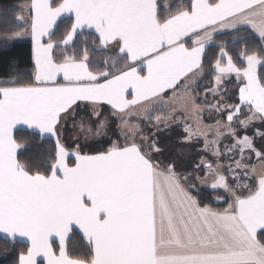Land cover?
I'll return each instance as SVG.
<instances>
[{
    "label": "snow or ice",
    "instance_id": "6c2138e0",
    "mask_svg": "<svg viewBox=\"0 0 264 264\" xmlns=\"http://www.w3.org/2000/svg\"><path fill=\"white\" fill-rule=\"evenodd\" d=\"M26 10L27 26L17 16L21 31L7 39L30 35L32 72L26 82L0 80V234L9 243L26 238L18 264H264V0H181L174 8L167 0H30ZM224 29L250 31L260 46L236 58L220 47L197 103L189 93L199 94L206 49ZM85 32L91 51L87 39L77 46ZM233 76L235 103L222 88ZM169 91L197 118L205 110L223 117L203 132L184 127L182 145L203 135L215 162L202 156L181 173L178 157L160 159L158 133L176 123ZM104 105L120 137L90 153L80 138L107 126ZM141 105L151 131L128 119ZM81 112L87 122L76 120ZM70 121L78 131L68 144ZM18 126L54 141L42 168L18 158ZM200 185L226 207L202 204ZM73 234L85 252L70 250Z\"/></svg>",
    "mask_w": 264,
    "mask_h": 264
},
{
    "label": "trees",
    "instance_id": "16d2710c",
    "mask_svg": "<svg viewBox=\"0 0 264 264\" xmlns=\"http://www.w3.org/2000/svg\"><path fill=\"white\" fill-rule=\"evenodd\" d=\"M168 1H170L169 5L172 8L181 2V0ZM29 2L30 0H0V14H2L3 18L8 21L7 24H0V80L15 78L20 79L21 82H26L28 76L32 72L33 60L31 43L28 41L18 42L15 41V39H7L13 33L21 31V28L16 25V17L19 15L20 7ZM184 2H186V0H184ZM64 29L65 24L62 23L57 32V38H59ZM241 37H246V39H241ZM86 39L89 42L91 51L92 46L90 41L92 37L89 36L88 32H85L84 36L78 38L77 46H82ZM5 41L7 42L5 43ZM212 43L216 46L206 49L204 58V75L196 85L197 93H199L198 96L203 93L202 89L205 85L211 86L212 75L209 72V68L219 54L220 47H225L229 54L236 58L241 49L247 47L249 51H252L257 50L260 46L258 37L244 29H241L239 32L232 30L216 34L213 37ZM92 55L96 60H101L102 57L107 58L108 56H115L112 52H92ZM258 71H261V69L258 68ZM226 82L224 89L227 91L225 92V95L231 98L230 101H234L232 103H235L237 102V82L234 79H230ZM102 110L105 116L108 117L107 126L105 127V136L103 138L92 140L89 143L82 144L85 146L84 150L90 153L102 147H106L110 141L116 140L120 137V131L118 128L119 120L110 116L108 108L102 107ZM157 113L158 111L154 114ZM81 116H87V114L81 112V115L77 116L76 119ZM140 122L143 124L145 123L143 119H141ZM70 123L71 121L69 124ZM69 124L64 133L65 142L68 144L71 143L68 139V136H70L68 128ZM14 135L16 136L18 143L25 145V147L20 150L18 158L22 162H30L35 168H42L45 161L49 158L47 153L54 149V141L41 140V138L34 135L32 131L24 129L14 131ZM160 146L165 149V141L163 144H160ZM197 191L200 193L197 198L202 201V204H208L210 207L216 209L224 208L226 206L223 203L215 202L214 198L217 193L213 192L211 189L198 188ZM193 195H197V192H194ZM85 245L86 242L83 241L79 235L73 234L72 241L69 245L70 250L76 248L80 253H83L86 251ZM27 247L28 245L24 242L16 240L9 243L7 240L0 237V264H18L19 255L26 251Z\"/></svg>",
    "mask_w": 264,
    "mask_h": 264
},
{
    "label": "rangeland",
    "instance_id": "374dc122",
    "mask_svg": "<svg viewBox=\"0 0 264 264\" xmlns=\"http://www.w3.org/2000/svg\"><path fill=\"white\" fill-rule=\"evenodd\" d=\"M168 3H170V1L167 0ZM24 10H26V5L21 6L20 8V15L19 16H23L24 17V24L25 26H27L28 24V16H26ZM30 37V35L28 36H23L20 39H15V40H28V38ZM115 54V53H114ZM115 57V56H114ZM113 57V58H114ZM225 82L222 85V88L224 89V87L226 86ZM192 95L189 93V97H191ZM169 97H171L169 99ZM168 98H165V103L169 108V111H171L172 107H175L176 109V113H175V120L176 123H173L169 129L165 130L162 134L158 133L159 139H160V144H163L165 141V150L164 149V153L165 156L160 157V159L164 160L165 157H167L168 159H174V158H179L180 160H182L184 163L183 165L179 166L177 168L178 172L181 173H188L192 170V166L195 163H199L200 161V157H204L206 160H212L213 162H215V157H213L210 152L205 150L204 147V137L203 135H198L193 137V139L191 140L190 143L186 144V145H182V139L183 136L186 135L184 133V127L186 124H191L193 126V128L195 129L197 125L200 126V131H206L207 128L209 126H214L216 120H222L223 117H221L220 115L214 113V112H209L207 110L203 111L200 114V117L197 118V116L191 111V108L189 106V108L186 110L185 109V97L180 96L179 98H177L176 96H173L172 94L169 96ZM226 98H228V96H225ZM200 98L202 99V101L204 100V97L200 96ZM199 98V99H200ZM208 101L209 102H213V97L209 96L208 97ZM230 102H234L233 100H231ZM142 107L138 108L136 111H134L133 115L131 117H128L130 123H135V124H139L142 128H144L146 131H151L152 130V126L150 124H147L146 122L143 124L140 122L141 119H143V113H142ZM158 111V113L156 115L160 114L159 110H156V112ZM155 112V113H156ZM85 118V122H87V116H83ZM81 119V117L77 118L76 120L79 121ZM120 124V121L118 123V125ZM256 127H259V122H256ZM69 135L68 139L70 142H72V138L76 135L78 129H74L72 127V123L69 124ZM119 131L121 132L120 127ZM93 130L94 132L96 131V126L93 125ZM264 130V129H262ZM255 131V127L251 129V132L247 131L248 135H253ZM101 134L100 135H90L87 137V139H85L83 136H81L80 138V143L81 144H85V143H89L92 140H95L97 138H103L105 135V128L100 130ZM241 133L244 134V131L241 130ZM209 139H212V136L209 135ZM177 141V142H176ZM256 144L257 146H260L261 144V140L259 137H256ZM230 143V139H224L221 141V149L223 150V145ZM253 159L250 161V163H256V168L257 171H260L261 165L260 163L256 160L253 161ZM167 162V161H166ZM221 162L225 163V165H227V161L223 160V157L221 158ZM206 187L205 185H200L198 186V188H204Z\"/></svg>",
    "mask_w": 264,
    "mask_h": 264
},
{
    "label": "crops",
    "instance_id": "0c3cea01",
    "mask_svg": "<svg viewBox=\"0 0 264 264\" xmlns=\"http://www.w3.org/2000/svg\"><path fill=\"white\" fill-rule=\"evenodd\" d=\"M170 4V3H169ZM27 5V4H26ZM24 6V5H23ZM21 8V7H20ZM24 12H25V14H26V16H28V12H27V10H24ZM19 15H20V11H19ZM18 15V16H19ZM227 31H232V29H224V30H222L221 32H219V33H222V32H227ZM218 33V34H219ZM255 35V34H254ZM215 36V35H214ZM256 36V35H255ZM15 41H18V42H25V41H28V42H30L31 43V49H32V41H31V37H29L28 38V40H24V41H22V40H15ZM231 79H234L235 80V77L233 76V77H231ZM201 79H199V80H197L195 83H196V85H197V83L200 81ZM236 81V80H235ZM237 82V81H236ZM238 83V82H237ZM172 93H171V91H169L168 93H167V98L171 95ZM190 94L191 95H196V99H197V103H203V101H202V99L200 98V96L202 97L203 96V93L200 95V96H198L196 93H191L190 92ZM226 94V93H225ZM237 94H238V91H237ZM226 96V95H225ZM165 97V98H166ZM204 97V96H203ZM200 98V99H199ZM230 102V101H229ZM232 103V102H231ZM102 107H106V108H108L109 109V106H107V105H104V106H102ZM143 108L144 107V105H141V106H138L137 108H135V109H133L132 110V112H134V111H136L138 108ZM18 128L19 129H24V130H29V131H32L31 129H27L26 128V126H18ZM251 129L252 128H250V129H248L247 131L249 132H251ZM243 130V129H242ZM244 132H245V130H243ZM253 161H256V159H255V157L253 156ZM252 161V162H253ZM252 164H254V163H252ZM255 164H257V162L255 163ZM204 188H208L207 186L206 187H204ZM210 189V188H209ZM226 207V206H225ZM218 209V208H217ZM219 209H223V208H219ZM0 237H3V234H0ZM17 241H20V242H24V243H26L28 246H29V244L26 242V238H17Z\"/></svg>",
    "mask_w": 264,
    "mask_h": 264
}]
</instances>
